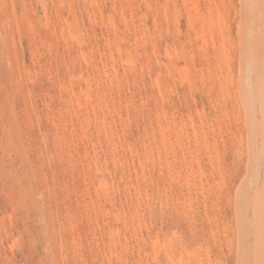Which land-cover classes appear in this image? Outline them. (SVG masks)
<instances>
[{
    "label": "rangeland",
    "instance_id": "rangeland-1",
    "mask_svg": "<svg viewBox=\"0 0 264 264\" xmlns=\"http://www.w3.org/2000/svg\"><path fill=\"white\" fill-rule=\"evenodd\" d=\"M239 4L0 0V264H239Z\"/></svg>",
    "mask_w": 264,
    "mask_h": 264
},
{
    "label": "bare ground",
    "instance_id": "bare-ground-1",
    "mask_svg": "<svg viewBox=\"0 0 264 264\" xmlns=\"http://www.w3.org/2000/svg\"><path fill=\"white\" fill-rule=\"evenodd\" d=\"M239 1L241 5L239 4L240 6H238V8L243 9H240L241 11L239 14L243 16L242 11H244V16H246L245 20L247 21H244V23L246 22L247 24L244 26L242 25L243 23H239L241 19L244 18L241 17L238 23L242 25L243 28L242 30L240 27V29H237L241 31H239V33H241L243 40H241L240 37L242 49L240 54L237 52L239 54L240 64L237 68L238 82H236L240 84V87L235 86L237 89L240 88V94L238 93V96L243 103L240 102L245 111L242 112L245 113L243 114L246 120L244 124H246L245 126L247 127H245V129L248 130L247 132L245 130V132L248 134L246 146L248 145L249 152H246L249 154V156L247 155L249 160L247 158L248 164H246V166L248 167H246L247 174H245L246 176L244 175L245 180L243 181L244 178L242 179L243 183H240L239 192L236 190L238 192L236 194L238 201L235 197L238 206L234 208L237 212L236 217H238L240 221L236 224L238 225L240 223L239 228L237 227L239 229V231L237 230L239 233V235L237 234L239 237V245L236 250L238 251L239 259L236 258V261L238 259L240 264L242 259H245L243 258L244 252L248 251V254H246L248 256V262L245 260L246 264H264V0ZM156 24L158 25V21L155 25ZM238 26L239 25H237V27ZM239 33L237 36H239ZM237 39V42H239L238 37ZM156 52L154 53L156 54ZM159 84L161 83L157 81V86L161 87ZM247 199H253L250 200L251 202L249 201L251 206L246 202L248 201ZM255 200L259 201H257L256 205H254ZM244 203L249 204L250 207ZM257 204H259V208L257 209L258 212L257 210L254 211V209L258 207ZM242 205H246L250 208V210L246 211L247 207L245 206V213L247 212L246 218H248V215L250 217L247 224V227L250 225L248 229L249 232L243 230L245 229V225L243 224L244 209ZM253 206H255V208ZM241 224L244 226L243 229ZM236 239L238 238L236 237Z\"/></svg>",
    "mask_w": 264,
    "mask_h": 264
}]
</instances>
